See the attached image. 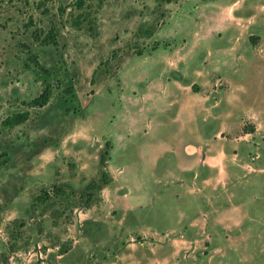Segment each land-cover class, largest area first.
<instances>
[{"label": "rangeland", "instance_id": "obj_1", "mask_svg": "<svg viewBox=\"0 0 264 264\" xmlns=\"http://www.w3.org/2000/svg\"><path fill=\"white\" fill-rule=\"evenodd\" d=\"M44 83L49 101L29 106ZM170 83L214 105L228 138L263 141L264 0H0V264H264V146L216 198L226 221L198 225L190 242L153 211L133 217L135 189L159 200L178 189L147 149L177 102ZM21 111L26 121L2 126ZM102 169L111 182L88 189ZM136 222L180 244L146 263L163 241Z\"/></svg>", "mask_w": 264, "mask_h": 264}, {"label": "crops", "instance_id": "obj_2", "mask_svg": "<svg viewBox=\"0 0 264 264\" xmlns=\"http://www.w3.org/2000/svg\"><path fill=\"white\" fill-rule=\"evenodd\" d=\"M173 82L175 83L176 81ZM174 83H170L169 88L174 91L177 102L164 104L162 111L163 115L168 117V122L161 123V126L155 133L156 138L160 139H154L152 143H147V149L154 153L153 157L150 158L154 165V167L152 165L154 172L156 173L157 170L160 172L163 168L167 167L168 170L166 173H163V176L170 178V182H174L173 178H177V183L174 186L178 189H169V191H174V195L171 197L168 194V200H165V198L159 200L161 198H158L157 193H160L158 190L135 189V196L132 199L134 200V209L136 211L133 213V217L138 218V213L143 210L153 211L156 216L158 215L162 218V222L168 225L184 227L182 236H184L186 241L190 242L187 236L190 233L192 235L200 233L201 230L198 228V225L204 229L207 224L213 221H226L225 217L222 216L224 211L219 212L221 205L217 204L216 198L224 199V195L229 194L228 190L224 189V184L227 180L231 181L239 177L241 173H249L250 168L254 169V157H250L251 152L256 148L263 147L264 139L262 141L257 137L250 140H240L239 137L228 138L218 126L219 123L220 125L225 123L227 119L224 116L213 117L210 115L215 110L214 105H210L208 102L198 103L196 101L197 93L195 92L187 98L179 85ZM226 95L228 96V93ZM232 103L233 101L229 103L231 106L229 108H232ZM235 105L237 106L238 103H235ZM225 111L228 112L226 109ZM208 123H210L211 130L215 131L214 134L212 133L213 130L209 134L203 130L204 126ZM173 125L174 130L170 136L165 137L161 134L165 127H173ZM250 134L255 135L256 133ZM161 158L162 165H166L164 167H158V161ZM262 171H264V168L258 169V172H260L259 176L264 174ZM182 178L189 179L187 181L190 183L180 182ZM255 184V182L250 183L253 187ZM185 187H188V189H185ZM192 187L195 189H190ZM169 191L166 190V193ZM163 194H165V189ZM214 194L216 195L214 196ZM144 195L146 196L144 197ZM211 195L215 198L212 199ZM204 196L207 197V199L204 198V203L196 202L197 200L201 202ZM164 200L167 202L164 203ZM167 209L171 211L166 212ZM199 209L205 210L203 216L196 214V211ZM229 209V206L224 208L227 211ZM231 222L228 221L227 223L230 224ZM132 230L139 234L140 232L144 234L148 233L151 237L160 238L163 241L161 244L162 249H158L157 245L146 247L144 257H142V260L146 263L158 258L163 259L164 254L162 253L165 250H174L172 247L180 244V240L178 239L180 237H171L168 230H164L162 234L161 230L153 228L149 232L147 226L145 227L141 222H136ZM165 256L168 257L169 253Z\"/></svg>", "mask_w": 264, "mask_h": 264}, {"label": "trees", "instance_id": "obj_3", "mask_svg": "<svg viewBox=\"0 0 264 264\" xmlns=\"http://www.w3.org/2000/svg\"><path fill=\"white\" fill-rule=\"evenodd\" d=\"M84 5V0H76V6L78 9H81ZM79 24V23H76ZM37 61V60H34ZM36 66L41 68L42 70H44V68L39 65L38 63H36ZM44 87L41 90L40 94L35 97L34 99H32L30 102H28L27 104L31 107H42L44 105L47 104V102L49 101L50 98V87L47 83H44ZM29 116V112L28 111H21V112H17V113H13L9 116H7L6 118H4L2 120V126L4 127H12L18 124L23 123L24 121H26L28 119ZM106 160V151L100 156V163L104 164ZM111 182V176L109 175L108 171H106L105 169H102L100 171V177L98 181H91L88 185L87 188L88 189H93L95 187H100L101 185H106L108 183Z\"/></svg>", "mask_w": 264, "mask_h": 264}]
</instances>
